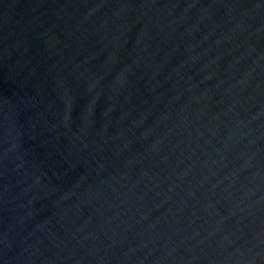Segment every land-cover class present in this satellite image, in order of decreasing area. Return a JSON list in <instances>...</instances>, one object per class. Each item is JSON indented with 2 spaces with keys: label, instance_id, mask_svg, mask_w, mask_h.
Returning <instances> with one entry per match:
<instances>
[{
  "label": "water",
  "instance_id": "obj_1",
  "mask_svg": "<svg viewBox=\"0 0 264 264\" xmlns=\"http://www.w3.org/2000/svg\"><path fill=\"white\" fill-rule=\"evenodd\" d=\"M0 264H264V0H0Z\"/></svg>",
  "mask_w": 264,
  "mask_h": 264
}]
</instances>
